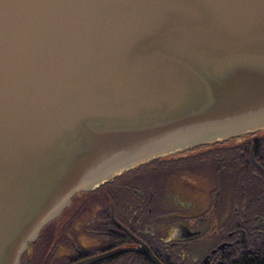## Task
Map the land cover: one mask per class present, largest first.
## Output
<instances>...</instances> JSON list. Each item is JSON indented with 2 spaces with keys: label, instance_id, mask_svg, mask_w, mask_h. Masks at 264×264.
I'll return each mask as SVG.
<instances>
[{
  "label": "water",
  "instance_id": "95a60500",
  "mask_svg": "<svg viewBox=\"0 0 264 264\" xmlns=\"http://www.w3.org/2000/svg\"><path fill=\"white\" fill-rule=\"evenodd\" d=\"M255 132L264 0H0V264L76 195Z\"/></svg>",
  "mask_w": 264,
  "mask_h": 264
},
{
  "label": "flooded vegetation",
  "instance_id": "af4514ba",
  "mask_svg": "<svg viewBox=\"0 0 264 264\" xmlns=\"http://www.w3.org/2000/svg\"><path fill=\"white\" fill-rule=\"evenodd\" d=\"M255 133L233 137L232 148L224 144L227 139L152 160L102 185L98 189L113 184L103 190L104 198L90 203L104 223L89 233L105 238H94L66 264L124 248L132 250L91 264H156L143 248L159 264H264V247L252 252L248 245L249 237L264 236V183L250 194L248 182L235 179L233 165V150L244 149L237 158L248 154L264 178L256 159L261 147L244 146L261 138ZM243 163L238 162L241 172L249 169Z\"/></svg>",
  "mask_w": 264,
  "mask_h": 264
},
{
  "label": "rangeland",
  "instance_id": "374dc122",
  "mask_svg": "<svg viewBox=\"0 0 264 264\" xmlns=\"http://www.w3.org/2000/svg\"><path fill=\"white\" fill-rule=\"evenodd\" d=\"M261 151L260 156H258L257 161L259 164H262L264 167V137H261L260 145ZM242 152V150L237 149L233 150V155L236 157L235 161L239 163H243L244 161L247 163L249 169H246L245 172H243L244 179L248 180V183L251 184H258L261 188L263 186L262 183H264V178L261 176L262 174L259 173V170L252 165L250 156L246 154V156L242 157L241 159L237 158V154ZM237 153V154H236ZM263 154V157H262ZM245 162L243 164H245ZM248 170V171H247ZM247 171V172H246ZM253 173L259 174L258 178H254ZM189 183L192 181L191 178H188L187 180ZM264 192V190H263ZM91 200V201H90ZM87 203L94 201V199H90ZM93 203H90V205L85 206L83 211L77 215L76 218H70V221L74 219V222L72 221V226H70V221L67 222V224L61 226L60 228H57L56 231V238L54 241V229L51 230L52 240H51V247L48 251V255L46 259H42L40 264H66L69 262L70 259L73 257L78 256L80 252H83V247L89 248L90 245L94 243V238L104 240L105 237H97L93 234H90L89 232L91 229L97 233L98 231L94 230L98 227H101V224L104 223V220L99 216L101 211H97V206H93ZM104 211V210H102ZM76 219V221H75ZM70 223V224H69ZM264 230V229H263ZM58 234V235H57ZM257 234V233H254ZM264 236H257L253 235L252 237H249V250L252 252L257 251L258 247H264V239L262 238ZM75 247L77 249H75ZM87 250V249H84ZM130 256H127V258ZM49 261L46 263V261Z\"/></svg>",
  "mask_w": 264,
  "mask_h": 264
},
{
  "label": "trees",
  "instance_id": "16d2710c",
  "mask_svg": "<svg viewBox=\"0 0 264 264\" xmlns=\"http://www.w3.org/2000/svg\"><path fill=\"white\" fill-rule=\"evenodd\" d=\"M254 137H256V138L264 137V132H256L254 134ZM233 140H235V139L234 138L228 139V141L224 142V144L230 142L231 144H229L227 147H231L232 148L234 146V144H232ZM260 140H261V138L257 139L256 141L250 142V143H248L246 145L244 144V146H247V148L248 147H254V151H256L259 148ZM240 150L245 151L244 149H240ZM229 151H230V149H228V151H224V153L225 152L229 153ZM254 156H256V155L254 154ZM233 165H234V173H235L234 177H235V179H237V180L239 179V182H243V183L248 182L247 179L246 180L244 179L243 172H241L238 169V162L234 161ZM238 171L240 173L239 175L236 174ZM248 185H249V187L251 189L249 191L250 194L254 195V194L258 193V190L260 189V186L258 184H256V185L255 184H251L250 185L248 183ZM111 186H113V184H107L106 186H104L101 189H97V190L89 192V193H81V194L76 195L73 198L71 205L67 209H65V211L62 213V215L58 219H56L55 221H53L52 223L47 225L42 230L38 240L29 247V251L24 256V258L22 260V264L25 263L27 258H31V264H40L41 260L43 258L46 259L47 255H48V251L50 250V247H51V244H52L51 240H52L53 237L51 235V230L54 229V241H55L57 228H60L61 226L67 224V222L70 221V218H72V217L76 218L77 215L80 214L83 211V209L85 208L86 203L90 199H94V200H98L99 199L100 200L101 198H104L103 190L104 191L105 190L108 191V190L111 189ZM71 221H70V223H71ZM48 262L49 261L47 260L46 263H48Z\"/></svg>",
  "mask_w": 264,
  "mask_h": 264
}]
</instances>
